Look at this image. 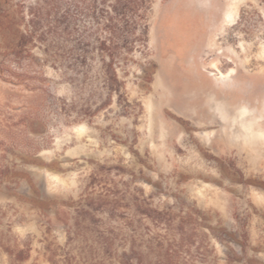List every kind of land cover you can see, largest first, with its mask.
I'll use <instances>...</instances> for the list:
<instances>
[{"label":"rangeland","instance_id":"374dc122","mask_svg":"<svg viewBox=\"0 0 264 264\" xmlns=\"http://www.w3.org/2000/svg\"><path fill=\"white\" fill-rule=\"evenodd\" d=\"M45 6L0 0V264H264V0H153L121 96Z\"/></svg>","mask_w":264,"mask_h":264},{"label":"trees","instance_id":"16d2710c","mask_svg":"<svg viewBox=\"0 0 264 264\" xmlns=\"http://www.w3.org/2000/svg\"><path fill=\"white\" fill-rule=\"evenodd\" d=\"M43 1L48 9L47 16L54 18L58 27L63 26L66 34L71 33L69 31L78 16L93 21L105 84L111 92L120 95L123 84L118 77L117 67L125 64L133 51L146 42L153 0H71L67 3L63 0ZM72 8L76 10L77 16L72 15ZM44 9L37 8L32 22L35 19L43 20ZM131 239L132 246L121 254L111 246L102 248L98 264H144L141 246L136 244L135 236Z\"/></svg>","mask_w":264,"mask_h":264},{"label":"bare ground","instance_id":"6f19581e","mask_svg":"<svg viewBox=\"0 0 264 264\" xmlns=\"http://www.w3.org/2000/svg\"><path fill=\"white\" fill-rule=\"evenodd\" d=\"M229 21L228 22H233V17L231 15L228 16ZM231 24V23H230ZM212 103V102H211Z\"/></svg>","mask_w":264,"mask_h":264}]
</instances>
